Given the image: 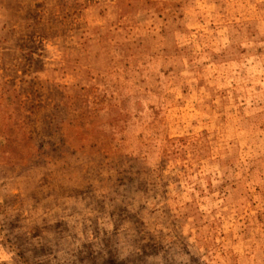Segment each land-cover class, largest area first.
<instances>
[{"label":"rangeland","instance_id":"1","mask_svg":"<svg viewBox=\"0 0 264 264\" xmlns=\"http://www.w3.org/2000/svg\"><path fill=\"white\" fill-rule=\"evenodd\" d=\"M0 237L264 264V0H0Z\"/></svg>","mask_w":264,"mask_h":264},{"label":"clouds","instance_id":"2","mask_svg":"<svg viewBox=\"0 0 264 264\" xmlns=\"http://www.w3.org/2000/svg\"><path fill=\"white\" fill-rule=\"evenodd\" d=\"M0 239H3V237H0ZM14 254L11 250L6 251L4 245H0V264H4V262L11 264Z\"/></svg>","mask_w":264,"mask_h":264}]
</instances>
